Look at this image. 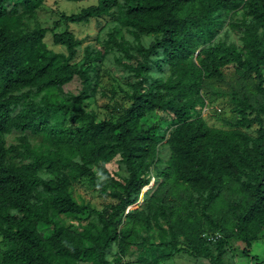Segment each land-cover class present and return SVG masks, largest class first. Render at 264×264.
Masks as SVG:
<instances>
[{
    "label": "trees",
    "instance_id": "obj_1",
    "mask_svg": "<svg viewBox=\"0 0 264 264\" xmlns=\"http://www.w3.org/2000/svg\"><path fill=\"white\" fill-rule=\"evenodd\" d=\"M43 3L0 0V264H162L179 253L237 264L234 251L260 264L250 252L264 240V0H96L50 27L37 23ZM107 17L113 28L78 57L69 26ZM105 68L122 85L112 76L104 87ZM227 70L242 81L208 93L231 105L227 128H213L197 109ZM81 178L107 204L76 201Z\"/></svg>",
    "mask_w": 264,
    "mask_h": 264
},
{
    "label": "rangeland",
    "instance_id": "obj_2",
    "mask_svg": "<svg viewBox=\"0 0 264 264\" xmlns=\"http://www.w3.org/2000/svg\"><path fill=\"white\" fill-rule=\"evenodd\" d=\"M96 4V0H82L79 3H71V2H66L64 0H44L43 6L41 7V9L38 11L37 13V23L43 27H50L52 25L53 22L58 21L59 15L60 13H64L66 15H70V14H74V13H78L82 8L87 7L89 5H95ZM33 22H31V26L34 24H32ZM70 30L73 32V34L75 35V37L79 40L82 41V45L80 48V51L78 52V57L81 56V52H83V48H85L88 44L93 45L94 47L99 46L98 43V39H104L105 38V32H107L108 30L112 29V21L109 17L107 18H101L98 21H94L92 20L88 25H70L69 26ZM63 29V27L61 26L59 30ZM124 31L123 28L119 29ZM57 31V30H55ZM129 37V36H128ZM130 38V37H129ZM151 40V38H147V37H143V42L148 43ZM47 43H49L50 41V37L46 38L45 40ZM51 49H53L54 51L58 52L61 51V49L59 47H52L49 46ZM106 67H111V64L106 62L105 63ZM106 69V68H105ZM105 69L101 70L100 73V78H101V82L102 85L104 87H109V83L110 80H112V76L116 77V80H113L115 82V86L122 85V81L121 79H119V77L121 76V73H116L113 74L110 71H107ZM114 71V69H113ZM111 74V75H110ZM225 79L226 82L224 83H215V84H210V87L207 91V87L206 90H202V93L206 94V104L207 106L201 108V109H197L199 116L211 127L213 128H219V129H226L227 127L221 122V118L225 117L227 119H231L230 116V108L231 105L228 103L227 98L228 97H219L218 95L214 94L210 97V100L212 102H210L208 100L209 94L212 91H214L217 94H223L229 91V84H240L242 79L241 76L239 75L238 77H236L233 73L232 70H227L225 72ZM251 82H248V84L250 85ZM247 84V85H248ZM249 89H251L250 86H247ZM79 89V83L78 80L75 79L74 81H72L70 84H68L66 86V90H69L71 92H77V90ZM117 89V88H115ZM104 103L103 101L99 102ZM99 109V107H97V110ZM100 115H103L101 112H99ZM105 113V112H104ZM160 115H162V113H160ZM197 115V112H193L191 113V117H195ZM170 121V119L168 118H163L160 117L159 118V125L164 128L168 122ZM16 133L11 134L8 138H7V142L8 143H15V138H16ZM40 138L39 139H35V141H33L34 144H39L40 143ZM108 167V171H113L115 170V166L113 164H110L107 166ZM154 188V181L151 180L150 184L147 187H144L141 191V195L138 199V202L136 204H134L132 207H129V210L131 209H137V208H141L143 205V194L147 191V190H152ZM73 197L76 201L82 203H90L94 208L96 209H100L104 204H107V200L105 199H100L98 196V193H96L95 191H93V189L89 186L88 182L86 179L81 178L79 180H77L75 183H73L72 188H71ZM61 220H64L65 222L67 221L66 217H62L61 216ZM42 232L44 233L45 237H48L51 231L50 226L48 225H42L41 227ZM264 237V236H263ZM1 246V245H0ZM235 247H237V245H234ZM239 247V246H238ZM242 246L240 245V248ZM239 248V249H240ZM238 252H233L234 255V262H236L237 264H247L248 259H242L241 257L238 256L237 254ZM251 256H255L257 258L258 263L260 264H264V240H259L258 242H255L252 244L251 247V252H250ZM114 257V256H113ZM130 257V256H129ZM130 260H132L131 264H138L135 261V257H131L129 258ZM162 264H208L207 261L205 260H195L192 259L188 256H186L184 253H179L177 254L171 261L169 262H163Z\"/></svg>",
    "mask_w": 264,
    "mask_h": 264
}]
</instances>
